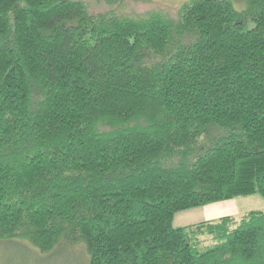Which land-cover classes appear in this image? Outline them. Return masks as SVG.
<instances>
[{"label":"trees","instance_id":"trees-1","mask_svg":"<svg viewBox=\"0 0 264 264\" xmlns=\"http://www.w3.org/2000/svg\"><path fill=\"white\" fill-rule=\"evenodd\" d=\"M105 1L0 0V242L67 245L75 264H264V209L172 224L264 196V0Z\"/></svg>","mask_w":264,"mask_h":264},{"label":"rangeland","instance_id":"rangeland-1","mask_svg":"<svg viewBox=\"0 0 264 264\" xmlns=\"http://www.w3.org/2000/svg\"><path fill=\"white\" fill-rule=\"evenodd\" d=\"M84 1L87 9L91 12L102 11L109 7L105 0ZM183 1L185 0H124V3L118 7V11L143 12L152 8H162L174 15ZM234 5L239 7L235 2ZM209 145H211L210 141L205 146ZM254 209H264L263 195L258 193L238 195L221 203H208L202 206L178 210L173 216L172 224L174 226L186 225L204 219L216 218L224 214H244ZM74 246L78 249L82 248L80 243ZM70 250H73V252ZM74 251V248L62 245L43 253L28 243L27 240H6L0 242V264H72L74 263V258L77 257Z\"/></svg>","mask_w":264,"mask_h":264},{"label":"crops","instance_id":"crops-1","mask_svg":"<svg viewBox=\"0 0 264 264\" xmlns=\"http://www.w3.org/2000/svg\"><path fill=\"white\" fill-rule=\"evenodd\" d=\"M231 199V198H230ZM226 200H229V199H226ZM226 200H222V201H217L218 203H221V202H223V201H226ZM213 203H215V202H213ZM221 216V215H220Z\"/></svg>","mask_w":264,"mask_h":264}]
</instances>
